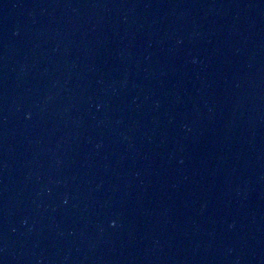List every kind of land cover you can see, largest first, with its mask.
Segmentation results:
<instances>
[{
    "label": "water",
    "instance_id": "obj_1",
    "mask_svg": "<svg viewBox=\"0 0 264 264\" xmlns=\"http://www.w3.org/2000/svg\"><path fill=\"white\" fill-rule=\"evenodd\" d=\"M0 264H264V0H0Z\"/></svg>",
    "mask_w": 264,
    "mask_h": 264
}]
</instances>
